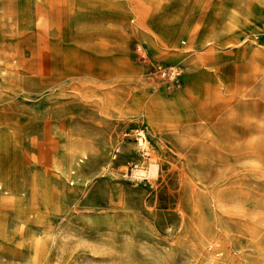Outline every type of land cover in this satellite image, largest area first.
<instances>
[{
  "label": "rangeland",
  "instance_id": "obj_1",
  "mask_svg": "<svg viewBox=\"0 0 264 264\" xmlns=\"http://www.w3.org/2000/svg\"><path fill=\"white\" fill-rule=\"evenodd\" d=\"M263 210L264 0H0V264H264Z\"/></svg>",
  "mask_w": 264,
  "mask_h": 264
},
{
  "label": "bare ground",
  "instance_id": "obj_2",
  "mask_svg": "<svg viewBox=\"0 0 264 264\" xmlns=\"http://www.w3.org/2000/svg\"><path fill=\"white\" fill-rule=\"evenodd\" d=\"M59 3V2H58ZM47 111V110H46ZM49 122V121H48ZM47 126L49 125V124H46ZM46 130V129H45ZM45 145V144H44ZM53 145V144H52ZM248 165V164H247ZM152 167H153V169H152V172L154 173L155 172V170H156V165H152ZM247 168V167H246ZM241 180V179H240ZM254 180V179H253ZM245 183V182H244ZM244 186V185H243ZM244 188V187H243ZM263 191V190H262ZM252 208V207H251ZM263 212H264V210H263ZM251 218V217H250ZM250 224V223H249ZM247 233V232H246ZM242 235V234H241ZM248 235V234H247ZM247 248V247H246ZM264 250V249H263ZM264 258V257H263ZM260 264V263H259Z\"/></svg>",
  "mask_w": 264,
  "mask_h": 264
}]
</instances>
